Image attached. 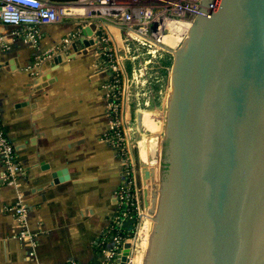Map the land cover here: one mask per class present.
<instances>
[{"label": "water", "instance_id": "water-1", "mask_svg": "<svg viewBox=\"0 0 264 264\" xmlns=\"http://www.w3.org/2000/svg\"><path fill=\"white\" fill-rule=\"evenodd\" d=\"M160 46L171 91L141 264H264V0H201L183 44Z\"/></svg>", "mask_w": 264, "mask_h": 264}, {"label": "crops", "instance_id": "crops-1", "mask_svg": "<svg viewBox=\"0 0 264 264\" xmlns=\"http://www.w3.org/2000/svg\"><path fill=\"white\" fill-rule=\"evenodd\" d=\"M76 2H59L64 15L39 27L35 45L20 28L0 23V120L22 166L19 184L7 186L0 162V264H102L106 258L102 236L118 207L125 161L106 136L114 94L112 70L100 55L107 48L98 45V22L96 42L74 48L93 22ZM114 22L100 23L118 43L123 25ZM63 168L68 177L54 182L52 173L64 176ZM18 194L33 245L17 236L9 206Z\"/></svg>", "mask_w": 264, "mask_h": 264}, {"label": "rangeland", "instance_id": "rangeland-1", "mask_svg": "<svg viewBox=\"0 0 264 264\" xmlns=\"http://www.w3.org/2000/svg\"><path fill=\"white\" fill-rule=\"evenodd\" d=\"M76 1L75 7H79L83 12H86V16H84L86 19L92 20L96 24L99 23L97 39L100 42H98V45L101 46L104 43V48H107L106 51L100 52V55L106 57L107 62H111L116 74L121 75L119 82H114L117 79L114 74L110 77L113 85L117 84V94L114 93L110 96L113 109H110L109 113L113 123L110 124L106 136L111 137L115 134V131L119 132L116 135L118 141L114 140L112 143L119 148L121 156H126V160L130 164L132 177L137 182L136 188L139 191L140 207L144 215H138L135 226V234L139 239L137 244L139 250L134 252L132 260L133 264H141L143 251L148 244L153 222L152 215L146 214L144 208L141 167L142 164H145L156 168V170L158 169L160 146L165 129V114L168 108L167 101L171 91V66L167 78L164 77L161 70L164 54H171V52L166 51L160 45L177 49L183 44L194 18L193 13H190L191 11L187 9L193 8L196 4L194 0H180L186 10V13L182 16H165L162 14L160 16L151 15L149 19H144L141 16L129 25H124L120 20L122 13L117 12L115 17L109 15V12L106 13L107 10L103 7L106 2L100 0ZM49 2L58 8L60 1L49 0ZM130 5H137L138 8L145 6L144 3L130 4L124 2L119 9L128 12L129 7H132ZM101 21L103 24L111 21L120 22V25L122 23L118 43L113 39H109L105 29L101 26ZM139 26L143 29V36L136 33L139 31L137 29ZM118 49L121 50L117 51ZM122 103H125L126 116L122 112ZM142 144L144 145L145 157L141 149ZM157 155L158 161L151 163L150 160ZM148 190L152 193L153 188L148 186Z\"/></svg>", "mask_w": 264, "mask_h": 264}, {"label": "built area", "instance_id": "built-area-1", "mask_svg": "<svg viewBox=\"0 0 264 264\" xmlns=\"http://www.w3.org/2000/svg\"><path fill=\"white\" fill-rule=\"evenodd\" d=\"M100 1L106 2V5H103V7H105V9L107 10L106 13L108 12L110 13L109 15H115V14L117 15L116 12L122 13V23L124 25H129L131 22L137 20L141 16L144 19H149L151 15L160 16L163 14L165 16L166 15L182 16L183 14L186 13V10L182 6L180 0H100ZM194 1L196 5L193 8H188L187 10L191 11L190 13H193V15L195 16L198 14L201 0H194ZM124 2H128L130 4L144 3L145 6L138 8L137 5L136 6L130 5L132 7H129V11L124 12L122 11V9H119L120 6L124 4ZM64 13H65L64 6H62L59 3L57 8L56 6L52 5L49 2V0H0V23L11 24L20 28V30L24 35V39L33 45L37 44L40 38L39 27L46 23L59 21L64 15ZM137 29H139V31L136 32L137 35L143 36L144 32L141 26H139ZM0 39H2L1 34H0ZM65 41H67V39H65ZM108 63L110 69L112 70L111 71L112 74L116 73L111 62ZM114 82H117V79H115ZM116 87L117 84H114L113 85L114 91ZM116 93L117 92L115 91V94ZM112 123L113 121L111 122V125ZM117 133L119 132L115 131V134H113L110 137L111 141L114 140L118 141V137L116 136ZM123 158L125 161V166H124L125 178L116 190V198L118 205L124 204L125 206H128V204L132 205V202L129 203L130 195L126 189V187L131 183V180H128L130 168L126 160V156H123ZM0 162L3 167L1 177L4 184H6L7 186H17L19 184V177L22 174V166L18 159V155L16 153L15 147L12 144V142L9 140L1 120H0ZM132 181L135 186V192L133 194L135 199V209L137 210L138 215L142 216L144 215V213L142 211V208L140 207L139 191L138 188H136L137 185L134 178L132 179ZM9 208L12 209L13 212L15 213L17 225L19 227L17 234L18 238L33 245L34 235L30 234L26 229L25 222H26L27 209L20 194L17 195L15 202H13V204H11ZM120 213L122 215H125L127 214V211L126 209H124ZM113 220L115 223L119 225L122 224V218L117 214V210L112 218V221ZM112 240H113V245L109 249H107V247L101 249L106 254V258L102 264H108V263L118 264V262L116 261V255L118 253V250L122 248L124 242L126 241L132 242L133 253L129 257L128 264H133L132 257L134 255V251L139 250L137 246L139 239L136 237V234L134 233L133 236L125 238V240L122 243L120 242V239L117 237H113Z\"/></svg>", "mask_w": 264, "mask_h": 264}, {"label": "trees", "instance_id": "trees-1", "mask_svg": "<svg viewBox=\"0 0 264 264\" xmlns=\"http://www.w3.org/2000/svg\"><path fill=\"white\" fill-rule=\"evenodd\" d=\"M58 1H63V0H58ZM171 63H172L171 54H168V53L164 54V57L162 60V69L161 70H162V73H163L165 78H167V76H168V71H169V68L171 66ZM114 76L117 77V81L119 82L121 75L114 73ZM116 88H115V91L117 92ZM115 91H114V93H115ZM129 168H130V166H129ZM132 179H133L132 171L130 168L128 180H131V183L126 187V189L130 195L129 203L132 202V205H130V204H128V206H125L124 204L118 205L117 214L119 216H121L122 224L119 225V224L115 223L114 220L113 221L111 220L110 224L108 225V227L104 231V235L102 236V240H103L102 244L103 243L105 244L104 247H106L108 244L106 242L113 241L112 240L113 237L119 238L120 242L122 243L125 240V238L131 237L135 233V230H136L135 226H136V223L138 220V213H137V210L135 209V199H134V195H133L135 192V186H134ZM136 184H137V182H136ZM124 209H126L127 214L122 215L120 212ZM99 249H101V247ZM64 264H77V262L69 261V262H65ZM89 264H94V263H89Z\"/></svg>", "mask_w": 264, "mask_h": 264}, {"label": "bare ground", "instance_id": "bare-ground-1", "mask_svg": "<svg viewBox=\"0 0 264 264\" xmlns=\"http://www.w3.org/2000/svg\"><path fill=\"white\" fill-rule=\"evenodd\" d=\"M141 114L139 115L138 123L140 124ZM144 142V141H143ZM141 149L143 151V156L145 157L144 153V145H141ZM158 161V155L150 160L151 163H156ZM141 174H142V183H143V194L144 198L148 202H152L153 199L156 198L157 191L159 190V182L157 178V170L154 167H149L145 164H142L141 167ZM157 180V183H156ZM148 186L153 188L152 193L149 192ZM149 197V198H148ZM150 217V216H149Z\"/></svg>", "mask_w": 264, "mask_h": 264}]
</instances>
